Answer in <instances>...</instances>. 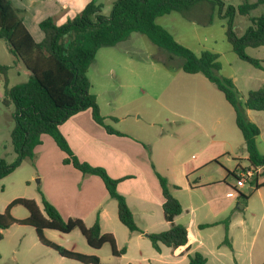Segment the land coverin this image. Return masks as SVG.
Here are the masks:
<instances>
[{
    "label": "crops",
    "instance_id": "1",
    "mask_svg": "<svg viewBox=\"0 0 264 264\" xmlns=\"http://www.w3.org/2000/svg\"><path fill=\"white\" fill-rule=\"evenodd\" d=\"M10 1L22 12L25 27L34 40L41 42L45 36L40 28L43 20L52 18L60 26L80 14L91 2L99 5L109 2L112 5L115 0ZM130 38L132 34L126 41ZM140 54L154 58V53ZM254 58L264 61V58ZM150 66L158 72L164 68L154 61H150ZM255 70L247 69L242 80L237 74L229 76L241 95L264 86V68ZM163 72H166L167 79L176 78L174 72L167 69ZM0 74L4 82V74ZM23 74L30 76L25 66L13 57L7 72L9 86L16 85L11 84L10 76L21 78ZM189 75L192 77L188 79L192 81L172 87L176 94L174 99L171 95L170 101L155 97L157 109L146 122L140 121L141 116L131 117L126 105L119 106L114 100H107L104 112L95 94L106 123L126 134L125 137L107 133L93 120L90 109L72 116L59 128L80 160L105 168L115 179L126 178L119 183L118 191L126 198L143 233L131 232L121 223L117 202L109 196L100 177L84 175L71 164H64L66 153L50 135L41 136L42 143L35 148L33 161L25 160L34 165V177H40V185L33 190L31 199L42 209L41 191L65 220L81 219L87 227L99 219L102 233L112 234L118 249L126 251L119 257L113 256L112 251L103 254L104 246L100 250L91 248L78 230L66 234L67 237L57 235L58 231L47 230L44 232L47 239L72 251L95 255L100 258V264H103V258L108 264H189V255L196 252L206 258L205 264H264V232L258 227L252 232L246 220L234 214L233 206L236 203L241 206L238 199L243 187L227 183L230 174L238 175L241 171L250 170L257 176L262 168L254 169L248 161L243 135L236 125L235 110L223 93L211 82L198 77L199 74ZM192 78H198V82ZM161 108L172 116L161 117ZM262 114L264 112L247 110L250 121L260 128L256 142L264 155L258 145L264 134ZM113 118L117 120L113 121ZM166 126L168 130H165ZM156 172L168 179L173 196L183 208L174 223L188 230L186 246H161L160 252L154 249L147 234L167 231L172 224L165 218V199ZM4 180L0 181V186L5 190ZM263 182L264 178L259 177L250 183L249 190L262 199L264 213V187L255 188ZM27 184L31 186L30 181ZM232 191L236 197L228 198L227 194ZM249 207L250 201L241 209L248 210ZM18 210L19 206L12 210L15 218L28 216L27 212L17 217ZM9 229L2 231L4 237L0 244L7 238ZM26 230L32 234L27 242L23 246L20 244L25 237L23 231L11 245L15 261H19V255L26 254L24 264H77L41 244L34 228L26 226Z\"/></svg>",
    "mask_w": 264,
    "mask_h": 264
},
{
    "label": "trees",
    "instance_id": "2",
    "mask_svg": "<svg viewBox=\"0 0 264 264\" xmlns=\"http://www.w3.org/2000/svg\"><path fill=\"white\" fill-rule=\"evenodd\" d=\"M202 1L209 2L213 9L217 8L218 17L226 22L225 35L238 58L257 69H263L264 61L249 56L247 49L264 46V16L252 19L251 26L242 36L236 34L234 24L237 15H249L252 10L263 5L264 0H246L238 6L227 5L223 0H116L108 16L103 14L102 5L91 2L63 25L58 26L52 18L43 20L40 28L45 36L41 42H36L25 27L22 12L10 0H0V40L7 43L15 60L21 62L30 73L27 82L9 86L7 72L10 66H0V73L4 74L2 104L13 108L15 124L11 131V142L17 155L10 164L0 157V181L15 172L24 160L34 159V150L42 143L41 136L48 134L66 153L63 163L71 164L84 175L100 177L109 196L117 202L121 223L131 232L143 233L135 222L126 198L118 191L119 183L126 178L115 179L105 168L80 160L59 129L72 116L90 109L93 120L107 133L127 136L106 123L97 97L91 92L88 71L100 49L114 47L129 39L133 33L147 36L155 45L170 52L167 60L159 61L165 69L202 74L223 93L235 110L236 125L243 135L248 161L254 169L262 168L260 174L254 175L253 181L264 178V155L260 153L256 142L261 131L247 116V110L264 112V86L241 97L233 81L220 75L218 54L202 51L197 55L156 23L161 16L171 12H186ZM176 56L182 57L183 63L175 64ZM233 175L238 178L236 174ZM156 176L165 199V218L172 225L167 231L150 233L147 237L157 252L161 251V246H186L187 228L174 223L175 217L183 211L181 203L173 196L168 179L158 172ZM262 187L264 182L255 188ZM3 190L4 187L0 186V192ZM40 194L42 209L33 199L16 198L0 213V241L4 237L2 231L14 225L29 226L35 229L41 244L61 257L81 264H100L99 257L69 250L44 235L47 230L63 234L78 230L95 250L108 244L113 256L119 257L125 253V249H118L112 234L102 233L99 219L91 227H87L81 219L65 220L41 191ZM241 197L247 199L243 194ZM18 206L27 210L26 218L17 219L13 216L12 210ZM205 263L206 258L201 253L189 255V264Z\"/></svg>",
    "mask_w": 264,
    "mask_h": 264
},
{
    "label": "rangeland",
    "instance_id": "3",
    "mask_svg": "<svg viewBox=\"0 0 264 264\" xmlns=\"http://www.w3.org/2000/svg\"><path fill=\"white\" fill-rule=\"evenodd\" d=\"M223 1L227 5L238 6L246 0ZM248 1L253 2L252 0ZM102 6L103 14L106 16L110 15L113 4L111 5V3L109 4V2H106L105 5ZM261 16H264V4L252 10L247 16L237 15L234 24L236 34L242 36L245 30L251 26L252 19ZM156 23L172 34L177 42L189 48L197 55H199L201 51H210L220 55L221 58L219 57V63L221 65V76L229 78L230 75L237 74L238 78L242 80L247 69H252L253 71L257 69L240 60L233 52L225 35L226 22L218 17L217 8L213 9L211 4L207 1H202L183 13L171 12L170 14L161 16L157 18ZM7 48V43L4 40H0V65L10 66L12 63L14 56H12ZM126 52L128 53L126 54ZM139 52L154 53V58H147L145 55L142 57L141 54L139 55ZM247 53L253 58H264V46L250 48ZM169 55V51L158 47L147 36L139 33H133L130 40L122 42L115 47L100 49L95 61L89 68L88 76L92 84L91 92L98 96L103 111H106L107 100H114L118 102L119 106L125 104L126 111L131 117L141 116L140 121L146 122L153 116L154 111L157 109L155 97L162 101L167 98L168 101H170L171 95V99H174L176 94H174L172 87L174 88L178 83L192 81L188 79V77L192 76L183 72L182 69H178L174 72L176 78L167 79L166 72H163L166 71L165 68H163L161 72L155 71L153 67L151 68L150 61L159 63V61L167 60ZM183 61L184 59L182 57L176 56V58H174L175 64L183 63ZM198 77H202L207 83L210 82L201 74H199ZM10 79L11 84L18 85L27 82L29 77L23 74L21 78L10 76ZM193 80L194 82H198V78H194ZM0 82V157L10 164L14 162L17 156L11 142V131L15 122L12 117L13 108L5 107L2 104L4 82L2 79H0ZM170 83L173 84V86L169 85ZM246 95H241V97ZM262 115L261 117H264V114ZM167 116L171 117L172 115H170L169 111L161 108V117L165 118ZM261 122L264 123V118H261ZM168 128L169 127L166 126L165 130H168ZM261 128L264 131V124L262 123ZM258 145L260 150L264 151V134L259 140ZM33 166L24 160L23 165L11 175L7 176L2 182V184L5 185V190L0 192V212L3 213L6 206L16 198L31 199L33 190L36 186L40 185L38 181L40 177L35 178L33 175V170H36ZM251 180V178H246L247 183L241 188L242 194L247 199L239 197L238 203L241 206H238L236 203L233 206V212L235 215L246 220L252 232L256 230L257 227L261 228L262 232H264L262 199L251 194L249 190L250 183H252ZM28 181H30V187L27 184ZM237 181L238 178L233 174L227 176V183L229 185L236 186ZM248 201H250L249 209H241L242 206H246ZM253 212L255 214L253 215L254 217L252 216ZM26 214L27 210L19 206L16 216L19 217ZM18 228L22 230H18ZM23 231L25 237L20 242L21 246L32 236L30 232L32 230H26V226L14 225L7 231V238L0 244V264H24L25 256L28 255H19V261L17 262L14 260V255L11 250V245ZM56 233L61 237L68 236L60 232ZM104 247L103 254H109L111 247L108 244ZM66 260L73 261L69 259ZM75 263L78 264V262ZM103 264H108L107 259L103 258Z\"/></svg>",
    "mask_w": 264,
    "mask_h": 264
},
{
    "label": "built area",
    "instance_id": "4",
    "mask_svg": "<svg viewBox=\"0 0 264 264\" xmlns=\"http://www.w3.org/2000/svg\"><path fill=\"white\" fill-rule=\"evenodd\" d=\"M255 173L253 171L250 170H246V171H241L237 176H238V181H237V186L238 187H244L245 184L247 183L246 178H251V182L253 181V177H254ZM228 198H233L236 197V193L235 191H232L230 193L227 194Z\"/></svg>",
    "mask_w": 264,
    "mask_h": 264
},
{
    "label": "water",
    "instance_id": "5",
    "mask_svg": "<svg viewBox=\"0 0 264 264\" xmlns=\"http://www.w3.org/2000/svg\"><path fill=\"white\" fill-rule=\"evenodd\" d=\"M251 190V189H250Z\"/></svg>",
    "mask_w": 264,
    "mask_h": 264
}]
</instances>
